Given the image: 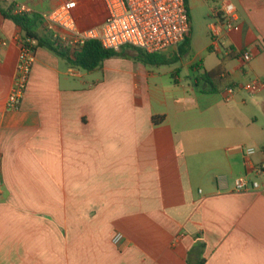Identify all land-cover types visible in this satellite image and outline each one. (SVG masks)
Segmentation results:
<instances>
[{"label": "crops", "instance_id": "0c3cea01", "mask_svg": "<svg viewBox=\"0 0 264 264\" xmlns=\"http://www.w3.org/2000/svg\"><path fill=\"white\" fill-rule=\"evenodd\" d=\"M223 1L237 8V30L221 31L216 50ZM201 2L210 42L197 51L191 41L183 57L181 45L172 65L124 48L87 72L36 46L16 111L7 102L25 35L0 13V264H264V172L250 175L264 165V0ZM64 6L81 31L107 18L104 0L3 8L42 18ZM198 70L214 75V92ZM245 175L258 190L235 191Z\"/></svg>", "mask_w": 264, "mask_h": 264}, {"label": "built area", "instance_id": "2783aa9c", "mask_svg": "<svg viewBox=\"0 0 264 264\" xmlns=\"http://www.w3.org/2000/svg\"><path fill=\"white\" fill-rule=\"evenodd\" d=\"M212 1V0H211ZM15 0H0V5L12 6ZM107 18L98 27L81 31L71 17L68 6L41 18L47 29L49 38L58 42L62 47L75 50L82 48L87 41H98L107 51L120 52L124 48L140 50L148 55H159L170 50L178 49L191 34V19L186 0H104ZM17 15H23L22 9L16 10ZM215 23L211 27V34L216 50L220 49L219 38L221 31L233 32L237 30L238 12L235 5L223 1L214 12ZM60 26L69 31L70 36L55 31ZM37 42L23 39L21 42L20 58L14 88L8 98L7 108L10 111L19 109L26 93L32 67L36 61L35 47ZM245 62L252 61L249 53L242 55ZM255 85V86H254ZM248 85L246 90L251 92L258 87V82ZM236 94L232 88L226 92L229 102ZM253 148L244 151L246 161L256 155ZM255 176L264 172V165L250 171ZM235 191L244 192L259 189V183L252 181L249 175L235 180ZM124 236L117 233L113 244L120 246Z\"/></svg>", "mask_w": 264, "mask_h": 264}, {"label": "trees", "instance_id": "16d2710c", "mask_svg": "<svg viewBox=\"0 0 264 264\" xmlns=\"http://www.w3.org/2000/svg\"><path fill=\"white\" fill-rule=\"evenodd\" d=\"M188 7V0H186ZM4 5H0V13L2 16L12 21L18 27H20L25 35L24 39H31L37 42V46L41 48L49 49L60 57L65 59L69 66L74 68H79L87 72H93L100 69L104 61L120 56V52H113L105 50L98 41L90 40L82 48L75 50H70L69 48L62 47L58 42L52 41L47 37H40L37 33L39 26L43 25L41 18L39 16H29L27 14L16 15L12 8L4 9ZM189 11V8H188ZM191 34L185 41V43L180 47V57L186 56L188 50L190 49ZM146 64L151 66H164L172 65L179 61L178 56H174L171 59H162L161 62H157L158 55H148L140 50H137ZM199 69V68H198ZM199 71V70H198ZM197 80L201 81L205 87H210L212 92L215 91V77L212 73L198 72ZM154 123L157 124L156 119Z\"/></svg>", "mask_w": 264, "mask_h": 264}, {"label": "rangeland", "instance_id": "374dc122", "mask_svg": "<svg viewBox=\"0 0 264 264\" xmlns=\"http://www.w3.org/2000/svg\"><path fill=\"white\" fill-rule=\"evenodd\" d=\"M189 7L192 46H195L196 50L200 51L201 49H205L210 42V33L208 29L210 23L208 18L209 9L201 0H189ZM165 53L164 55L171 59L177 52L170 50Z\"/></svg>", "mask_w": 264, "mask_h": 264}]
</instances>
